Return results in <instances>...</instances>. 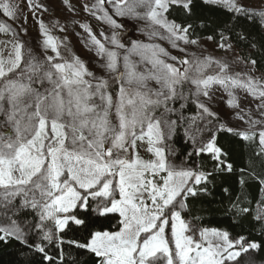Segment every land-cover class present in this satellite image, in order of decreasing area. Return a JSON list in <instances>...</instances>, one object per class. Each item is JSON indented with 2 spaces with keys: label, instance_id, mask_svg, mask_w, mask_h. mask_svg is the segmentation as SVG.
Segmentation results:
<instances>
[{
  "label": "snow or ice",
  "instance_id": "1",
  "mask_svg": "<svg viewBox=\"0 0 264 264\" xmlns=\"http://www.w3.org/2000/svg\"><path fill=\"white\" fill-rule=\"evenodd\" d=\"M203 2L228 14L222 30L213 29L219 49L234 51L231 34L264 51V33L256 38L243 26L259 20L264 28V0ZM174 5L185 11L180 23L168 18ZM193 6V0L86 3L85 11L108 26L98 37L80 25L92 67L42 20L34 45L23 39V24L0 22L8 37L0 40V241L34 250L40 264H66L65 244L86 249L96 264H257L253 254L264 244L201 226L193 201L211 196L220 177L236 175L241 191L249 182L260 186L254 219L264 225V73L256 75L250 56L205 55L189 22ZM22 12L12 0H0V14L26 23ZM125 20L141 36L124 38ZM237 90L255 105L247 120ZM218 93L247 127L230 126L214 110ZM221 133L251 149L244 167H234ZM244 199L228 197L237 220L252 211L241 206ZM114 216L106 230L104 221ZM70 225L87 232L83 243L65 240Z\"/></svg>",
  "mask_w": 264,
  "mask_h": 264
},
{
  "label": "trees",
  "instance_id": "2",
  "mask_svg": "<svg viewBox=\"0 0 264 264\" xmlns=\"http://www.w3.org/2000/svg\"><path fill=\"white\" fill-rule=\"evenodd\" d=\"M193 4V15L189 22L193 23L194 27H196V33L202 37V39H207L208 36L213 35V41L215 42L216 37L213 29H215L216 32L222 30L219 26L228 19L227 12L221 7L207 5L203 0H193ZM168 18L180 23L186 18L185 11L182 7L174 5L169 10ZM201 22L206 23L207 27H198L197 25ZM243 26L253 37L258 38L264 33V28L261 27L259 20L244 21ZM226 37L230 39L232 45L239 50L242 58L247 59L250 56L256 59V67L259 69V72L264 73V51L250 48L245 42H238L231 34H226ZM189 112H191V109ZM218 140L221 143L228 144L231 148L232 151L230 155L234 167H244L251 149L244 147L240 140L232 137L231 134L221 133L218 136ZM201 160H207V157L198 158V162H201ZM238 179L236 175L220 177L216 187L212 189L211 196H205L202 199L193 201L195 205V215L200 218L198 223L203 227L228 230L232 236L243 235L248 240H254L264 244V225H262L260 221L254 219L256 214L255 209L262 198L260 186L257 183L249 182L244 187L243 191H241ZM223 188H228V193L223 192ZM229 196H239L242 198L246 196L241 206L250 204L252 209L251 213L246 215L242 220H237V218L231 216L229 212ZM202 208L206 211H200ZM80 215L81 217L85 215L83 210H81ZM187 218L192 219V217ZM28 219H31V217H28ZM115 220L116 217L114 216L111 221H104V228L106 230H112L115 225ZM237 224H242L243 227L235 226ZM70 228L71 231H65V240H76L79 243H83L84 238L87 236V232L81 226L70 225ZM56 251L57 249H51L49 254L54 255ZM253 255L257 264H264V248L255 252ZM63 259L66 264H72L73 260L76 261V264H96V258L93 254L86 249H79L75 245H63ZM0 264H40V254L36 253L34 250H26L14 239L0 241ZM43 264H48V262L44 261Z\"/></svg>",
  "mask_w": 264,
  "mask_h": 264
},
{
  "label": "rangeland",
  "instance_id": "3",
  "mask_svg": "<svg viewBox=\"0 0 264 264\" xmlns=\"http://www.w3.org/2000/svg\"><path fill=\"white\" fill-rule=\"evenodd\" d=\"M12 2L23 8L22 16L27 18L26 23L23 19L13 21L11 18L2 14H0V22L6 21L14 28H18L19 25L23 24V27L27 28V35L23 37L27 44H35L39 34V21L42 20L48 26L53 36L62 41L74 54L79 55L82 60L89 64V67H92L91 61L93 59V54L87 50L90 40L87 32H85L80 25L87 24L91 26L93 32H95L98 37L100 32L107 33L108 31V26L106 24L89 15L83 7L86 3H93L94 0H34L36 5H43V7L36 8L35 11L25 4V0H12ZM246 2L255 5L261 4V0H246ZM123 23L125 24L123 29L124 38L133 39L141 36L138 30L133 29L132 25L135 22L125 20ZM61 28L64 29L63 32L60 31ZM136 28L138 29L139 25H136ZM7 38L8 37H5L3 34H0V40ZM201 44L206 50L205 55H212L216 58L227 59L229 61L234 60L236 57H241L239 50L235 46H233L234 51L225 52L219 49L213 40L201 39ZM173 54H176L175 50H173ZM236 70L239 69L237 68ZM260 73L261 72L258 71L256 75L259 77ZM236 95L244 109L241 115H245V113L255 107V105L251 103V98L244 100L243 94L239 90H237ZM224 96L226 97L227 94L224 93ZM213 108L224 120L228 121L230 118V126L238 128L247 127V124L234 114L238 112L239 109L233 110L228 107L226 101L220 99L219 93L214 101ZM189 114H191V112H189ZM253 118H256L255 115ZM245 120H247L246 115Z\"/></svg>",
  "mask_w": 264,
  "mask_h": 264
}]
</instances>
